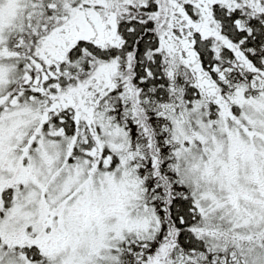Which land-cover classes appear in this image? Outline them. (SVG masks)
Listing matches in <instances>:
<instances>
[{
  "label": "snow or ice",
  "instance_id": "obj_1",
  "mask_svg": "<svg viewBox=\"0 0 264 264\" xmlns=\"http://www.w3.org/2000/svg\"><path fill=\"white\" fill-rule=\"evenodd\" d=\"M0 264H264V0H0Z\"/></svg>",
  "mask_w": 264,
  "mask_h": 264
}]
</instances>
